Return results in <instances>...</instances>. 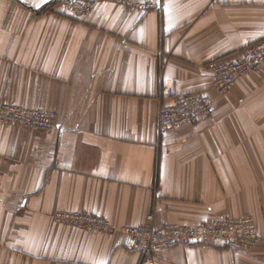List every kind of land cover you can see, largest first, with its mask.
Segmentation results:
<instances>
[{
  "label": "crops",
  "instance_id": "0c3cea01",
  "mask_svg": "<svg viewBox=\"0 0 264 264\" xmlns=\"http://www.w3.org/2000/svg\"><path fill=\"white\" fill-rule=\"evenodd\" d=\"M104 3L86 17L55 0H0V104L58 113L49 132L0 124V264H139L130 237L55 221L90 212L118 227L251 215L249 252L174 246L159 264H264V68L227 95L206 65L264 38V0ZM177 93L213 116L159 134Z\"/></svg>",
  "mask_w": 264,
  "mask_h": 264
},
{
  "label": "built area",
  "instance_id": "2783aa9c",
  "mask_svg": "<svg viewBox=\"0 0 264 264\" xmlns=\"http://www.w3.org/2000/svg\"><path fill=\"white\" fill-rule=\"evenodd\" d=\"M55 3L79 17H86L104 3L124 6L127 10L144 12L159 10L160 2L137 0H55ZM213 78V87L221 95L230 93L237 81L246 75L264 68V39L243 47L236 60L217 59L206 65ZM162 94L173 99L163 103L157 117L159 134L175 132L185 124H197L203 118L214 115V100L197 91L177 93L164 87ZM55 111L26 108L8 103L0 104V124L13 123L28 129L49 132L58 126ZM56 222L78 228L92 229L111 235L125 233L130 237L131 249L140 253L139 264H159V252L174 246L231 247L247 250L257 244L258 232L251 216L221 217L204 220L196 224L156 222L150 213L146 221L137 226L118 227L107 219L90 212H68L59 210L53 214Z\"/></svg>",
  "mask_w": 264,
  "mask_h": 264
},
{
  "label": "rangeland",
  "instance_id": "374dc122",
  "mask_svg": "<svg viewBox=\"0 0 264 264\" xmlns=\"http://www.w3.org/2000/svg\"><path fill=\"white\" fill-rule=\"evenodd\" d=\"M264 39V38H263ZM263 70V69H262ZM261 70V71H262ZM261 71H259V72H261ZM259 72H254V73H259ZM250 74H252V73H250ZM249 75V74H248ZM247 76V75H246ZM229 94V93H228ZM225 95H227V94H225ZM245 216H251V215H245ZM252 218H254L253 216H251ZM221 218V217H220ZM254 220H255V218H254ZM255 223H256V220H255ZM256 227H257V223H256ZM257 232H258V228H257ZM258 241H257V244H259L260 243V237H259V234H258ZM256 244V245H257ZM255 245V246H256ZM255 246H253V247H251V248H249V249H247V250H243V249H236V248H231V247H225V248H230V249H233V250H237V251H239V252H249L252 248H254Z\"/></svg>",
  "mask_w": 264,
  "mask_h": 264
}]
</instances>
